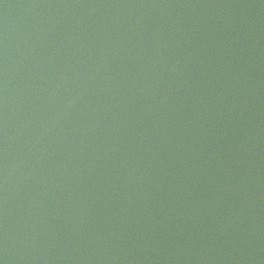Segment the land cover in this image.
<instances>
[{"label":"water","instance_id":"water-1","mask_svg":"<svg viewBox=\"0 0 264 264\" xmlns=\"http://www.w3.org/2000/svg\"><path fill=\"white\" fill-rule=\"evenodd\" d=\"M0 264H264V0H0Z\"/></svg>","mask_w":264,"mask_h":264}]
</instances>
